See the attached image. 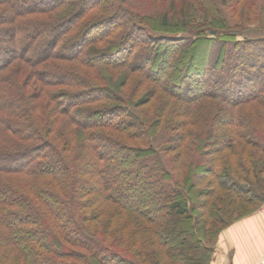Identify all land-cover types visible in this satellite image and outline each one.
<instances>
[{
	"label": "trees",
	"instance_id": "trees-1",
	"mask_svg": "<svg viewBox=\"0 0 264 264\" xmlns=\"http://www.w3.org/2000/svg\"><path fill=\"white\" fill-rule=\"evenodd\" d=\"M227 1L189 0L217 24L196 26L183 5L185 21L146 1L0 0V264H210L264 203L245 148L264 153V133L236 110L264 114V39Z\"/></svg>",
	"mask_w": 264,
	"mask_h": 264
},
{
	"label": "rangeland",
	"instance_id": "rangeland-1",
	"mask_svg": "<svg viewBox=\"0 0 264 264\" xmlns=\"http://www.w3.org/2000/svg\"><path fill=\"white\" fill-rule=\"evenodd\" d=\"M135 1L138 2L137 0H135ZM139 1L140 2H143V1L147 2V5L142 4L145 7V10L147 9V12L159 13L160 15H162L164 13H168V15H170V17H175L178 20L181 19L182 21H185L184 18L182 16H180V14H179V10L183 5L184 8H188L190 10V12H193L192 19L195 21V25L197 24L196 21H199L200 24L203 22V24H213V25L217 26L216 23H213L214 22L213 13L209 14L210 17L207 19V16H205L204 13H202L200 10H198L195 5H192L189 2V0H176V3H173L174 5L171 4L169 0H139ZM140 2H138V3H140ZM221 7L223 10V13L227 16V18H228L229 22L231 23V25L233 26V28L243 30L244 34L249 36V37H254V38L260 37L261 39H264V0H240L239 2H236V3L232 2V1H227L224 4L221 3ZM199 25H196V26H199ZM1 34H0V36H1ZM262 42L260 44H258L257 46L258 47L264 46V43H262ZM0 51H2L4 53V51L2 50L1 47H0ZM244 52H246V51L241 50V48L238 51L239 54H243ZM252 52L257 53L258 51L256 49L251 48V53ZM262 53H264V51ZM236 58H239V57H236ZM258 58L264 59V54L260 55ZM69 67H72V69H75L74 65H70ZM76 68L79 69L77 71H80L84 75L88 74L87 68L79 67V66H77ZM117 71H118V73L116 72L114 74V77L108 78L110 80L109 83L112 87H115L118 89L121 88L123 90V81L125 82L127 77L125 76V72L123 70H117ZM261 74H262V76H264V70H262L260 72V75ZM210 76H211V74H210ZM194 82H195V85H197V84H199L198 86L201 85L199 83V81L195 80ZM59 88H60V86H58L54 89H56L58 91ZM124 91H125V88H124ZM140 93H143V92H140ZM143 107H144V109L146 108V109L150 110L149 113L145 114V115L148 116L149 118H151V117L154 118V115H155V114H153L154 108L151 109V106H147V105L143 106ZM137 110L139 111V113H142L143 108H138ZM236 110L238 113L242 112V114H243V112H245L248 116H250V120L252 121L251 123L254 126H256L257 128H259V130L262 133H264V120H263L264 114H262L263 108L260 105H258L256 103L242 104ZM160 130H161V128H160ZM130 143L131 144L133 143L135 145L139 144L137 141L130 142ZM245 148L247 149V151L254 153L255 157L263 156V158H264V153H262L257 147L254 148L253 146L248 145ZM236 152L238 155L233 156L230 159V162H227L228 160L225 161V163L227 162V165L228 164L232 165L231 168L233 169L234 174H238L241 171H243V169L240 170L237 167V163H236L238 161L237 157H239V154L241 153V151H236ZM89 175H90L89 176L90 181L88 180L87 182L89 183L90 186H92L94 183L93 182L94 179L91 178V176H92L91 173ZM242 175H243V173H242ZM219 193H223V188L219 189ZM84 199H87V198H84ZM87 205H89L88 209H87V213L90 211L89 212L90 216L95 215V209H94L95 204H92V202H91V204L89 203ZM261 205H259L257 210H259ZM87 225H88V222H87ZM89 225L90 226L88 228H90L91 231H93V232H95L99 228H101L100 223H96L95 221L89 222ZM96 226H98L99 228L97 229ZM207 236H208L207 239H209L208 234H207ZM151 240H152L151 238H148L149 242ZM109 242L113 243L111 238H110ZM151 243H152V241H151ZM148 263L152 264L151 262H148ZM156 264H159V263H156Z\"/></svg>",
	"mask_w": 264,
	"mask_h": 264
},
{
	"label": "crops",
	"instance_id": "crops-1",
	"mask_svg": "<svg viewBox=\"0 0 264 264\" xmlns=\"http://www.w3.org/2000/svg\"><path fill=\"white\" fill-rule=\"evenodd\" d=\"M264 258V214L258 210L220 234L210 264H259Z\"/></svg>",
	"mask_w": 264,
	"mask_h": 264
},
{
	"label": "built area",
	"instance_id": "built-area-1",
	"mask_svg": "<svg viewBox=\"0 0 264 264\" xmlns=\"http://www.w3.org/2000/svg\"><path fill=\"white\" fill-rule=\"evenodd\" d=\"M258 211H259L260 213L264 214V203L260 206V208H259ZM259 264H264V258H263L262 262L259 263Z\"/></svg>",
	"mask_w": 264,
	"mask_h": 264
}]
</instances>
